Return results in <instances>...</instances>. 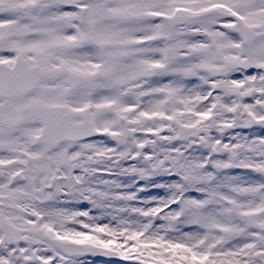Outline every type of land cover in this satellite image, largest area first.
<instances>
[{
    "label": "snow or ice",
    "instance_id": "6c2138e0",
    "mask_svg": "<svg viewBox=\"0 0 264 264\" xmlns=\"http://www.w3.org/2000/svg\"><path fill=\"white\" fill-rule=\"evenodd\" d=\"M0 264H264V0H0Z\"/></svg>",
    "mask_w": 264,
    "mask_h": 264
}]
</instances>
